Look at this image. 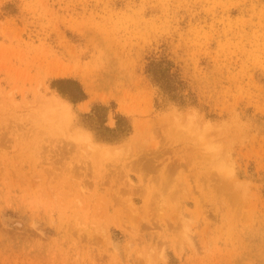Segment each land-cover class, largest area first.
I'll use <instances>...</instances> for the list:
<instances>
[{
  "label": "rangeland",
  "instance_id": "374dc122",
  "mask_svg": "<svg viewBox=\"0 0 264 264\" xmlns=\"http://www.w3.org/2000/svg\"><path fill=\"white\" fill-rule=\"evenodd\" d=\"M0 264H264V0H0Z\"/></svg>",
  "mask_w": 264,
  "mask_h": 264
},
{
  "label": "trees",
  "instance_id": "16d2710c",
  "mask_svg": "<svg viewBox=\"0 0 264 264\" xmlns=\"http://www.w3.org/2000/svg\"><path fill=\"white\" fill-rule=\"evenodd\" d=\"M174 68V63L166 57L153 58L147 64L146 73L152 82L159 87L164 100L186 105L188 96L184 93L185 84ZM51 86L74 103L82 102L87 98L81 84L72 78L54 79ZM106 131L109 132L110 136L103 138L104 140L118 141L126 137L131 129L125 117L118 115L116 128H106Z\"/></svg>",
  "mask_w": 264,
  "mask_h": 264
}]
</instances>
